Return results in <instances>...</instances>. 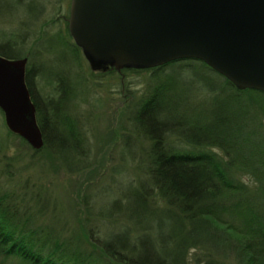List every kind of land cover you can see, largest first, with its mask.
Wrapping results in <instances>:
<instances>
[{"label":"trees","instance_id":"obj_1","mask_svg":"<svg viewBox=\"0 0 264 264\" xmlns=\"http://www.w3.org/2000/svg\"><path fill=\"white\" fill-rule=\"evenodd\" d=\"M54 37L51 52L87 60L67 21ZM0 56L30 61L35 54L7 41ZM29 63L25 83L43 138L32 152L47 151L70 173L87 169L74 115L76 80L83 79L49 72L56 73V96L41 101L34 94L39 71ZM92 69L116 74L111 65ZM126 72H150L155 81L129 118L132 135L148 143L138 167L143 179L107 209L95 212L82 196L72 220L53 213L41 223L0 191V264H264V93L238 91L196 60L119 74Z\"/></svg>","mask_w":264,"mask_h":264},{"label":"rangeland","instance_id":"obj_2","mask_svg":"<svg viewBox=\"0 0 264 264\" xmlns=\"http://www.w3.org/2000/svg\"><path fill=\"white\" fill-rule=\"evenodd\" d=\"M69 7L70 0H0V43L11 41L16 51L34 52L35 57L26 65L30 62L38 68L39 77L34 83L38 100L56 96V73L49 72L58 70L83 79L76 80L79 97L74 114L85 142L83 166L87 169L81 172L66 171L47 151L35 156L29 145L10 135L0 113V191L37 212L40 223L48 222L53 213L72 220L81 211L82 196L92 200L95 212L107 209L128 191L130 182L136 186L143 179L138 167L142 151L148 147L145 140L132 135L129 118L155 83L151 73L116 71L105 75L90 68L81 55L73 63L58 48L51 52L54 36L59 30L64 33ZM160 81L170 83L156 78V84ZM157 206L162 204L158 202Z\"/></svg>","mask_w":264,"mask_h":264},{"label":"water","instance_id":"obj_3","mask_svg":"<svg viewBox=\"0 0 264 264\" xmlns=\"http://www.w3.org/2000/svg\"><path fill=\"white\" fill-rule=\"evenodd\" d=\"M67 22L92 68L196 60L238 91L264 93V0H70ZM26 63L0 56V110L8 130L39 150Z\"/></svg>","mask_w":264,"mask_h":264}]
</instances>
